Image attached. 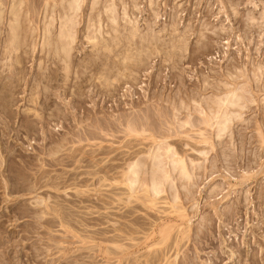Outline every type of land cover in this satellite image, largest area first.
Instances as JSON below:
<instances>
[{"label": "rangeland", "instance_id": "1", "mask_svg": "<svg viewBox=\"0 0 264 264\" xmlns=\"http://www.w3.org/2000/svg\"><path fill=\"white\" fill-rule=\"evenodd\" d=\"M24 1L21 4L23 12L27 10L29 4L28 0ZM45 1L49 4L53 3V0H31V11H35L34 18L29 24L33 38L31 41L21 43L17 50L11 51L12 53L7 52L10 48L6 42L10 22L6 12L3 13V22L0 23V264H149L145 263L146 260L160 264V259L159 262L151 257L160 254V251L166 252V248H135L134 244L142 237L141 234L134 233L130 236L121 234L120 244L123 246L115 247V238L108 230L113 221L119 219V214L124 215L130 205L125 207L122 202L114 201L111 209L108 205L106 211L101 209L102 200L109 201L107 197L112 195L108 192V187L100 186L95 173L99 167L111 163L113 156L106 157L102 153L108 151L110 147L120 146L122 144L120 142H123L122 134L115 133L116 138L104 136L100 130L94 129L92 121H110L117 124L116 130L122 131L123 127L118 125L121 121L119 116H130L134 111L129 104L130 101L139 104L142 99L146 100L152 92L150 86H155V81H157L156 86H170L171 90H175L172 86H178L177 82L169 81L173 75L175 76L173 78H186L190 81L189 84L196 83L200 75L210 76L211 71L220 73L236 55L237 57L241 55L242 59L251 56L264 62V31L260 33L254 31L247 36L240 35L237 30L238 23L224 21L231 7L235 8L234 13H237L241 20H246V15L252 10L253 18H256L254 23L259 21L261 23L262 19L259 17L260 12L263 13L261 5L264 4V0H229L232 2L231 5L227 0H224L225 2L223 0H123L129 10L128 16L135 24L137 23L138 35L148 41L151 40V43L157 41L160 45L158 47L149 45L151 49L148 50L152 53L145 68L139 71L128 68L127 72L122 67L120 69L111 67L114 63L121 62L125 54L121 42L116 40L111 43L113 52L108 57L105 56L106 52L95 53L91 48L86 38L90 30L81 27L82 22L87 25L85 20L89 13L86 8L84 9V5L83 16L79 17V32L74 41L76 45L74 43L71 45L73 48L70 54L76 65L66 69L61 54H47L42 35L44 12L42 5ZM220 1L224 7L227 4L228 8L222 7L226 16L218 20L219 18H214L213 14L221 9ZM7 2L8 0L2 6L5 11L8 7ZM86 2L87 0L84 3ZM120 2L122 0H118V6ZM132 3L139 7L137 8L140 11L136 10L138 14L135 10H131L134 6ZM248 3H251V6ZM120 18L122 19L121 15ZM58 25L56 21L54 27L56 26L57 29ZM220 25L227 31L222 33L215 31L220 29ZM98 29L102 30V36L106 40V23L102 25L100 23ZM188 29L190 31L186 33ZM183 32L185 35H182ZM54 33L53 35H56L55 31ZM238 36L240 43L237 41ZM226 39L232 44L230 49L238 47L239 51L229 50V47L223 44L226 43ZM181 40L183 43L179 44L183 46V52L181 51L182 54L180 52L178 57L174 58L181 64L179 62L176 67H172L171 60L167 56L173 52L169 44L171 41ZM203 42L207 47L201 50L199 47ZM130 50L135 56L136 49ZM98 54L100 55L98 67L89 68L87 65L89 57ZM119 70L124 73L122 76L121 73L118 76ZM215 80L214 77H209V81ZM79 100L83 103H79ZM88 130L95 131L94 138L86 137L85 132ZM131 139L135 140L132 143L138 140L135 137ZM182 142L192 143L188 139L177 141L180 146ZM236 146L239 147L238 141H234V148ZM147 147L144 148L147 151L153 148L152 146L146 149ZM243 151L244 153H240L242 159L240 168L230 162L219 164L212 176L203 182H208L206 185L201 181L198 182L193 201L186 205L190 210L189 206L196 200L197 207H203L200 213L191 218L189 224L193 229L192 234L203 230L205 219L213 213L206 205L213 203L214 199L225 195L223 204H220L219 200H214L218 210L224 211L235 205L234 202H238L236 197L240 200L241 196L238 208H235L232 214L221 216L220 220L214 222L215 225L211 231H208L206 238L183 242L184 245L177 248V254L174 249L170 250L165 257L168 262L174 259L175 264H264V150L257 141L250 145L244 144ZM145 154H139L138 157H144ZM246 157L258 159L257 164L256 161L253 162L254 165L252 164L250 170H246L247 165L243 164ZM98 158H102L101 165H97ZM242 168H245L243 172L246 173H250L252 169L261 173L251 182L246 183L244 191H238L237 196L234 190L229 191L228 183L233 184V181L227 176H233L232 178L238 176ZM204 185L205 187L202 188ZM215 187L221 191L220 194L218 192L212 194ZM198 188L202 191L200 196ZM137 205H135L137 216L132 219L133 224L136 225L132 228L146 222L143 207ZM117 207L120 208L119 211ZM120 223L122 227L128 224L122 219ZM114 224L116 226L118 223ZM131 237L134 241L128 240ZM164 262L163 259L161 264Z\"/></svg>", "mask_w": 264, "mask_h": 264}, {"label": "bare ground", "instance_id": "2", "mask_svg": "<svg viewBox=\"0 0 264 264\" xmlns=\"http://www.w3.org/2000/svg\"><path fill=\"white\" fill-rule=\"evenodd\" d=\"M28 1L29 4L27 10H24L25 12H23L21 4L25 2L24 0H8V7L6 11L3 10L4 7H2L6 3V0H0V23L3 22L2 20L4 19V12H6L5 14H8V17H6L10 22L9 33L6 38V42H8V45L10 47L9 50L7 49L8 53L17 50L21 46V43L31 41L33 38V32L29 24L34 18L35 11H31L32 3L31 0ZM84 2L85 0H53L52 4L46 3V1L45 3H43L42 6L44 12L42 20V35L43 45L46 49V53L50 55L61 54L63 61H65L66 69H69V67H73L76 65L72 55L70 54L73 48L71 45L73 43L75 44L74 41L79 32V17L80 15L83 16L84 10L82 6L84 5V9L86 8L89 13L86 16L85 20L87 22V25L85 26V23L82 22L83 24L81 27L84 26L86 30H90L89 35L86 38L88 43H90L93 51L95 53H98L100 51L101 53L106 52L105 56L108 57L109 54L113 52L111 43H114L116 42V40H118L119 42H121V47L124 48L125 54L123 55L121 62L114 61L117 63L113 62L114 64L111 67H114L115 69L116 67L117 69H120V67H122V69L124 68L125 71L126 69L128 71V68H132L137 71L145 68L144 66L146 65V63H148L147 60L152 53L151 50H148V48L151 49L149 45H154L157 47L160 45L157 44V41H153L151 43V40L148 41L147 39L138 35L136 25L137 23L135 24V22L131 20L130 16H128L129 10L125 7L126 3L122 0V2H120V6H118V0H87L86 4ZM221 2L222 1H220V3ZM227 2L230 5L232 4V2H230L229 0H227ZM222 4L223 3H221V9L218 8L219 10L217 12H214L213 14L215 15L214 18H219L218 20L224 17V8H228V6H226L227 4L225 5V7ZM248 4L251 6V3ZM250 6L249 8H251ZM261 6H263V13L260 12L261 15L259 17L260 19H262L261 23H259L260 21L254 23V19L256 20V18H253V14L251 13L252 10L249 11V13L246 15V20H241L238 14L234 13L235 8L231 7L229 9V14L226 13L227 16L225 15L226 17L224 21L228 20L231 23L232 21L238 23V28H235H237L238 32L241 33L240 35L243 34L247 36L248 33H254V31H257L259 33L261 31L263 32L264 4ZM137 7L138 6L134 5L131 10L136 11L139 8ZM119 11H121V13ZM27 13L29 15H27ZM120 15L122 16V19L120 18ZM120 20L123 21L121 22ZM56 21H58L59 23L57 29L56 26L54 27V23ZM100 23L101 25L103 23H106V40L102 36V30L104 29H100L101 31L98 29V25ZM221 25L220 29H217L215 31L219 33L226 32L227 29H224L225 27L223 28ZM90 26L92 27L91 29ZM54 31L56 32V35H53ZM189 31L190 29H188L186 33ZM183 33L184 34L182 35H185V32ZM227 40L229 39H226V43L223 44L229 47V50L238 48L234 47L233 49H230L232 44L228 43ZM183 41L186 40L183 39ZM183 41H171V44H169L171 45L169 47L172 48L173 52L169 53L167 56L171 60L170 63L172 67H176L180 62L174 58L178 57V53L182 51L183 46L179 43H183ZM237 41H239L240 43V36L237 37ZM129 47L130 49H136L135 56H133L134 53L131 52ZM206 47L207 44L203 42L199 48L202 50ZM99 59V54L89 57L87 62L88 67L92 69L98 67ZM125 71L123 70V72ZM120 73L121 71L119 70L118 76H120ZM122 74L124 73H121V76ZM206 74L209 73L206 72ZM118 76L116 78H118ZM173 76L169 79V81L173 83L177 82L178 86H172V88H175V90H171L170 86H156L157 81H155V86H150L152 92L150 96L146 98V100L142 99L139 104L135 101H130L129 104L132 106V108H134L133 113L130 112V116L121 114V116H119L121 121L120 123H118V125L123 127L122 131L116 130L118 126L113 122L106 120L92 121V126L94 127V129L100 130L102 135L104 136L115 137L114 134L118 132L122 134L121 138L123 142H120L122 143L120 146L110 147L108 151L106 150L102 153L106 157H108L109 155L113 156L110 161L111 163H109L107 166L99 167L98 171L95 173L97 175L98 181L100 182V186L105 188L108 187L109 191H104H108L112 195V197H107V200L109 201L101 199V209H104V211H106L107 205L109 206L108 208L111 209V205L115 202H122L125 207L130 205L128 210L125 211L124 215L121 214V216L119 214V221L117 219L116 221H113L114 223L117 222L118 224L115 226V224L113 223L114 226L112 224L110 230L107 229L108 232L112 233V236L115 238V242L113 240V242L116 244L115 247L122 248L123 246L120 244L121 234H123L124 236L134 235V233L141 234L142 237L137 239L138 242L134 244L135 248H166V252L160 251V254L152 255L151 257V259H157L158 261L160 259L161 263L164 259L166 263L164 262L163 264H175L176 262L174 263V259L171 262H168V260L165 259L167 253L170 250L174 249L176 251L174 252L177 254V248H181L184 243H187V241H189L190 239L196 241L200 238H206L208 231H211V229L215 225L214 222L220 220L221 216L233 212L234 209L238 208V205L241 203V196L239 195L240 200L236 197V200H238V202H234L235 205H233L232 207H228L227 209L222 211L218 210V206L214 205L216 203L214 202V200H219V203L223 204V198L225 197V195L214 199L212 201L213 203H211L210 205H206L213 213L211 216H208L205 219L206 223L204 228L201 226L203 230H197L198 232H194V234H192L193 229L189 224L191 218L196 216L197 213H200L203 207H197L198 203L196 204L195 199V202L192 203L191 206H189L191 208H189L190 210H188V207L186 208V205L193 201V195L197 189L198 182L201 181V183H203L208 179V177H211L214 169H216L217 165L219 164L223 165L226 162H230L240 168V162L242 161L240 153H244L243 148L244 144L246 143L250 145L253 142L258 141L260 145H262V149L264 150V62L259 61L256 58H252L251 56H247L245 59H242L241 55H238V57L236 55L232 60H230V63L225 68H222L220 73L211 71L210 76L200 75L196 83L189 84V80H187L186 78H173ZM209 77H214L216 80L214 82L209 81ZM102 90L105 89L102 88ZM78 102L83 103V101L81 100H79ZM147 102H149V104H147ZM119 103L121 104V102ZM94 132L88 130L87 132H85V135L88 139H91L95 137ZM131 137H135L138 140H136L135 143H132L135 140L131 139ZM174 138H176V140H173ZM181 139H188L192 141V143L186 142L184 144V142H182L183 144H181L180 146L177 141H181ZM234 141H238L239 147L236 146V148H234ZM146 146H148L146 149L152 146L153 148L152 150L148 149L147 151L144 149ZM230 146L232 149L230 148ZM114 153L117 154L113 155ZM142 153H146L144 157H138V155H141ZM246 158L244 159L246 162L243 161V164L247 165L246 170H250L252 164L254 165L253 162L256 161L255 164H257L258 159ZM101 163L102 158L98 160L97 165H101ZM244 169L241 170L240 174L238 176H235L234 178H232L233 176L230 177L229 175H226L230 181H233V184L228 183L230 189L229 191L234 190L237 196V192L240 190L242 191L246 183L251 182L259 173H261V171H253V169L250 173H246L243 172ZM213 178H215V176H213ZM213 178H211L210 181H212ZM85 181H87L86 178ZM207 183L203 184L206 185ZM205 185L202 188H204ZM214 189L215 190L212 189V194H215L216 192L220 194L221 191H218L217 187H215ZM201 192L202 191L200 188V190L198 191L199 196ZM137 204L143 207V216L145 217L146 222L144 221L145 223H143L142 225L132 228L136 225L133 224L132 219L137 216L136 214L138 211L135 207V205ZM206 206H204V208H206ZM119 209L117 207L118 211ZM147 211H149L150 213ZM151 213L155 214L151 215ZM120 219H122V221L126 220L128 224L122 227ZM100 224L102 225L103 223ZM128 240L132 241L133 238L131 237ZM175 257L176 256H174V258ZM145 263L155 264L150 260H146Z\"/></svg>", "mask_w": 264, "mask_h": 264}]
</instances>
